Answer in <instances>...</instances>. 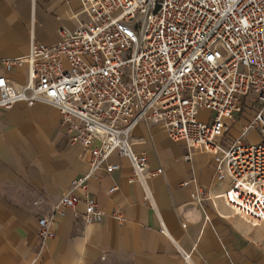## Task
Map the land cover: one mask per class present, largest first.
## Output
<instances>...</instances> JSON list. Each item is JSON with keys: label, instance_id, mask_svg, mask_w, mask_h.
I'll list each match as a JSON object with an SVG mask.
<instances>
[{"label": "built area", "instance_id": "built-area-1", "mask_svg": "<svg viewBox=\"0 0 264 264\" xmlns=\"http://www.w3.org/2000/svg\"><path fill=\"white\" fill-rule=\"evenodd\" d=\"M86 18L62 28L56 45L32 44L24 57L28 82L18 89L0 77V108L41 101L56 107L74 141L89 153L90 170L71 181L55 210L74 208L73 189L86 188L90 173L116 151L131 167L129 181L146 189L147 155L131 149L130 133L140 122L158 124L165 135L193 152L213 156L217 180L230 183L220 196L234 215L264 222V0H80ZM245 96L255 112L241 135L222 142L227 121ZM202 110L213 112L201 121ZM257 127L258 144L243 135ZM94 141H99L93 146ZM118 165H105L111 172ZM183 184H187L184 182ZM115 189H109L112 193ZM193 200L210 197L193 191ZM84 224L102 211L85 197ZM164 232V227H162ZM41 241L54 236L49 219L37 220ZM190 264V254H182Z\"/></svg>", "mask_w": 264, "mask_h": 264}, {"label": "crops", "instance_id": "crops-1", "mask_svg": "<svg viewBox=\"0 0 264 264\" xmlns=\"http://www.w3.org/2000/svg\"><path fill=\"white\" fill-rule=\"evenodd\" d=\"M85 18L80 0H0V77L15 89L25 85L27 65L6 62L27 55L32 44L56 45L62 28ZM254 112L245 96L222 142L241 135ZM75 135L48 103L0 108V264H185V253L190 264H264V222L234 215L220 196L230 180H217L213 156L188 157L185 145L158 124L140 122L130 133L132 151L147 155L148 198L141 184L129 181L128 159L114 151L90 173L85 190L73 189L75 207L56 211L71 181L90 170L89 153ZM242 140L258 144L262 136L252 127ZM106 164L118 168L107 172ZM193 191L210 197L197 202ZM85 197L101 209L100 221L80 220ZM42 216L54 233L44 241L37 234Z\"/></svg>", "mask_w": 264, "mask_h": 264}, {"label": "rangeland", "instance_id": "rangeland-1", "mask_svg": "<svg viewBox=\"0 0 264 264\" xmlns=\"http://www.w3.org/2000/svg\"><path fill=\"white\" fill-rule=\"evenodd\" d=\"M211 114L213 113L208 110L200 111V113L198 114V119L206 122L212 117Z\"/></svg>", "mask_w": 264, "mask_h": 264}]
</instances>
